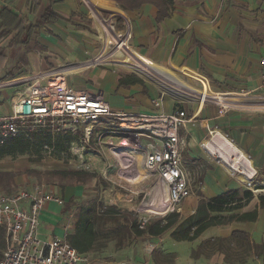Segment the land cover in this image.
I'll return each instance as SVG.
<instances>
[{
  "label": "crops",
  "instance_id": "obj_1",
  "mask_svg": "<svg viewBox=\"0 0 264 264\" xmlns=\"http://www.w3.org/2000/svg\"><path fill=\"white\" fill-rule=\"evenodd\" d=\"M84 1L97 22L100 23L103 32L111 37H115V34L112 29L107 28L111 24L103 21V12L110 13L112 16L118 15L124 25L130 23L132 48L129 49L121 43L116 48L117 52L123 54L126 59L101 60V62L124 66L132 70V73L121 74L113 68L89 70V66L86 65L87 60L97 50V44L89 36V31H93V28L80 22L73 24L72 18L75 14H89L83 0H54L52 10L62 18L42 23L41 26L37 23H40L46 14L50 0H0V32L6 28H12L19 20L18 27L0 41V61L3 60L0 63V71L9 64L12 66L15 64L14 67H6L2 75L8 76L10 79L7 80H11L41 72L51 73L50 70H46L54 63L51 56L63 57L65 61H75L74 64L78 65L74 71L64 74L81 71L82 74L78 75H84L85 82L78 81V86L75 87L72 77L78 75H72L67 80L64 74H52L59 77L64 75L61 79L78 90L100 89L104 97L108 90L112 93V98L108 100L105 97V99L115 111L137 114L185 110L189 117H193V121L180 127L179 135L182 140L184 138L187 140V153L184 155L186 166L183 165V167L188 174L191 191L189 175L191 167H197L204 160L207 161L204 156L205 152L199 143L207 139L209 130L215 129L213 127L215 123L226 116L220 117L218 108L216 113L212 114L210 108L206 111L204 106L193 105L187 109L167 99H162L161 106L155 107L153 100L160 95L156 96L155 91H150L146 83L144 85L138 83L119 85V79L135 74L141 79L152 82L165 94L179 100L191 98L201 103L212 100L216 103L223 102L225 107L246 108L254 104L263 107L261 105L264 103L250 102L247 101V97L243 96L226 97V95L219 94L211 98L208 87L205 90L197 89L179 78L177 74L202 85L200 80L191 78V73L197 72L200 78L216 91L255 90L264 92L259 88L263 72L261 61L264 59V0H175L173 9L162 20H158L157 8L151 3L144 4L140 9L125 11L113 0H107L109 2ZM51 23H56L57 26L54 27L50 25ZM66 36H72L76 40V43L70 46V50L75 54L73 57L68 53L60 52L56 47L64 43ZM98 42L101 43L100 40ZM33 54L36 55L37 62L32 59ZM20 60H24L25 63ZM33 69L38 70L37 73H30ZM18 89L15 88L11 94H5L4 100H7L8 112L11 99ZM2 90H7V88ZM177 103L180 102L177 101ZM229 122L233 128L232 134L236 143L251 156L253 164L258 163L255 166L264 168V114L242 113L236 110L229 112ZM113 138L120 140L114 134L103 135L106 143L105 152L110 156L107 161L100 162L102 169L111 165L108 169L111 177H116L119 172L125 177L138 176L139 171L134 165L135 158L126 154L125 150H118V154L109 151L108 143L114 142ZM94 148L93 142L92 152L104 156L105 153L102 154ZM141 156L137 155L140 159L143 158ZM118 158H121V162ZM87 162L92 163L90 160ZM209 163L213 170L205 174L197 193L199 197H191L190 202L188 197L182 205V210H188L189 215L197 208L201 195L210 198L229 189L241 188L238 181L231 179L232 176H228L227 172L218 168L215 163ZM114 172L115 175H113ZM160 184L167 192L164 184ZM54 188L68 202L73 197L79 196V190L75 186H67L64 189L54 186ZM137 194L139 193L132 192L133 196ZM119 199L121 200L120 196ZM122 200L135 202L129 198ZM66 204L63 206L55 203L47 205L41 219V237L67 236L64 229L60 230L56 226V218H60L63 208L66 209ZM255 209H258L257 220L242 221L245 223L242 230L250 234L252 241L262 243L264 241V209L259 207L258 197L239 210H241L240 213H244ZM65 213L68 214L67 211ZM47 229L49 232L44 231Z\"/></svg>",
  "mask_w": 264,
  "mask_h": 264
},
{
  "label": "built area",
  "instance_id": "obj_2",
  "mask_svg": "<svg viewBox=\"0 0 264 264\" xmlns=\"http://www.w3.org/2000/svg\"><path fill=\"white\" fill-rule=\"evenodd\" d=\"M103 21L111 24L115 35L118 32L112 21ZM118 25V23H117ZM128 32L130 26L126 24ZM120 28V27H119ZM123 29V28H120ZM107 35V34H106ZM110 36V35H108ZM116 46L124 44L129 49L127 39L117 36L114 38ZM130 39V36H129ZM102 56L98 57L100 60ZM261 64L260 89L264 90V59ZM191 78L202 82V90L207 87L211 98L219 94L226 97L243 96L250 102L264 103V92L261 91H229L212 90L197 72L191 73ZM18 87L11 99L9 112H3L0 108V138L32 132L38 128H49L54 133L70 132L80 133L79 141L74 142L71 151L76 156L78 167L93 170L92 163L87 162L86 152L94 150L105 153L104 134L117 135L118 142H109V151L118 154V150L141 153L145 169L157 180L164 184L168 194L167 212L181 213L184 201L190 196L189 177L183 167L181 152L183 140L179 135L180 127L193 121L185 110L178 109L174 112H146L127 113L115 111L105 99L100 89L72 88L59 76L49 72H41L32 76H23L16 79L0 82V89ZM176 99V98H175ZM180 102H195L191 98L179 100ZM162 96L153 100L155 107L161 106ZM199 101V100H197ZM215 104L218 107L220 117L230 109L241 108L239 106L225 107L220 103L208 100L201 103ZM254 104L244 109H256L264 112V105ZM107 121L105 130L97 131L93 127H86L83 132L79 129L82 125L99 121ZM96 132H98L96 134ZM216 129H210V138L200 143L205 154L215 161H220L232 174L242 176L249 187L256 192H264V180L258 182V168L253 164L251 157L244 151L245 157L251 159L252 166L247 172L242 168L237 170L229 168L222 157L210 151L208 145L217 135ZM95 136V138H94ZM122 156V155H121ZM121 162V158H118ZM111 167L108 165L103 170L104 177ZM261 185L263 188L258 189ZM68 201L57 193L54 186L45 182H36L31 188L20 187L15 192L0 191V264H95L90 261L88 255L81 254L77 248L71 245L67 236L41 237V219L44 210L50 203L63 206ZM76 208L71 207L67 212V218L63 222V229L68 234L72 230L75 221ZM148 221L144 218L142 227ZM65 233V234H66ZM119 264H133L123 262Z\"/></svg>",
  "mask_w": 264,
  "mask_h": 264
},
{
  "label": "rangeland",
  "instance_id": "obj_3",
  "mask_svg": "<svg viewBox=\"0 0 264 264\" xmlns=\"http://www.w3.org/2000/svg\"><path fill=\"white\" fill-rule=\"evenodd\" d=\"M83 3L86 5L89 14H82V15L75 14V16H73L72 18L74 20L73 24L75 22H80L89 26L90 28H93V31H89L90 32L89 36L92 38L94 43L97 44V50L94 52V54L90 56L89 60H87L88 62L86 63V65L89 66V70L92 68H105V69L113 68L114 70H117L121 74L132 73V70L124 66L101 62V60H118V59H126V58L124 57L123 54L117 52L116 41L111 36H108L103 32L100 23L97 22L94 15L91 13L90 8L87 6L84 0ZM87 16H89L92 19H89ZM102 17L113 22L116 30L118 31L117 33L118 34L123 33V38L127 39L128 45L132 48L130 43L131 41L129 39L130 32H128L126 28L127 27L126 24L124 25L123 29H120L119 26L117 25L116 18L119 16L118 15L112 16L110 13L103 12ZM50 25H53L54 27L57 26L56 23H51ZM98 40H100L101 43H99ZM109 40L113 42L112 45L108 44ZM75 43L76 40L72 36H66L64 43L62 42L56 45V47L60 52L68 53L70 56L73 57V55L75 54H73V52L70 50V46H73V44ZM31 56L32 59H34V62H37L36 55L33 54ZM100 56H102V58L98 60V57ZM51 57L54 59L53 60L54 63L51 65V67L46 68V70L47 69L50 70L51 73L64 74L65 72H69V71L72 72L75 70V67L78 66L74 64L75 61L72 62H69L67 60L65 61L63 57L60 58L54 56ZM20 61H24V60H20ZM2 62L3 60L0 61V63ZM22 63H25V61ZM14 65L15 64H13V66L9 64L6 67L8 68L14 67ZM6 67H3L1 69L2 71H0V82L2 80L10 79L8 78V76L2 75ZM37 71L33 69L30 73H37ZM78 74H82V72L76 71V73H72L68 75L64 74V75L68 80L72 75H78ZM64 75H61V77ZM177 76L182 80H184L185 82L192 85L193 87L202 90L203 86L201 85V83L194 82L193 80L188 79L181 74H177ZM83 77L84 75L73 76L72 77L73 85L77 87L78 81L85 82ZM144 80L148 89L152 92L155 91L156 96L161 95L163 100L164 99L173 100L176 104H178L179 107H184L187 109L193 105L195 106L200 105L199 101L180 102L177 99L162 92L152 82L147 81L146 79ZM15 88L18 87L7 88V90L0 89V108L3 112L6 113L8 112V108L6 106L7 100H4L5 94L13 93ZM105 97L106 99L110 100L112 98V93L106 90ZM177 101L180 103H177ZM204 108L206 111L210 108L213 114L216 113L218 107L215 104L206 103L204 104ZM236 110L242 113L252 112L254 114H264V112L256 109L254 110V109H244V108H233L230 109L227 112V114H225L226 117L224 119L218 120L215 123V126H213L215 127V129H217V131L223 133L239 148H241V146H239L236 143L235 139L233 138V134H232L233 128H231L229 122V112H234ZM87 126L93 127L97 131H101L102 129L105 128V126H107V121L101 120L99 122L93 123V126L92 124L88 123L86 125H82L81 128L79 129L83 132V130L85 131V128ZM206 138L209 139L210 135L209 136L207 135ZM78 141H79V137L77 142ZM114 142H118L117 138L114 139ZM186 149H187V140L186 138H184L183 148L181 152V160L183 162V165L185 166L186 164L184 163V155L187 153ZM125 151L126 154L133 157V159L135 158L136 162H134V165L135 168H137L139 171L138 176L136 175L135 177H125L122 176V174L119 172L117 173L116 177L114 176L111 177L109 175V170H108L107 177H104L102 165L100 162L107 161L110 156L109 153L105 152L104 156H100V154H96L90 151V149L86 152L85 154L86 160H90L94 164V167L96 169L93 170L98 172L100 178L103 177L102 178L103 181L99 179L100 181H98L97 183L96 181H94L91 184L89 183V185L85 186L84 188L75 186L77 190H79L78 193L79 196L76 198L73 197L70 203L67 206H65L66 209L64 210L63 208V211L61 212V216H59L61 220L60 218H56L57 219L56 226L60 230H63V221L67 218L65 211L68 212L71 207H75L77 209L76 210V214H77L78 207L88 202L89 200L102 201L107 205L118 206L120 209L127 208L129 211L136 214L138 221H142L144 218H148L149 220L155 216H164L168 213L167 212L168 196L164 187L159 183L155 175L150 174L145 169L143 165V158L140 159L139 157H137V155H141L140 153L130 152L128 150ZM246 154L247 156L249 155L247 152ZM204 156H206L207 161L204 160L203 162L198 164L197 167H191L192 170L189 171L190 173L189 175L191 178V193L188 200L189 202L191 197H197V198L199 197L197 193L198 190H200L201 183L205 174L208 171L213 170L212 165H210L209 162L215 163L216 166H218V168H221L224 172H227L228 176H232L230 177L231 179L234 178L235 180H237L241 188L248 189L249 185L242 180V176L238 174L234 175L230 173L227 167L223 165L220 161H215L214 159H212L211 157L205 154ZM67 165L68 164H66L64 161H56L54 157H49V156L43 162L34 163V164H32L29 161V157L27 155L0 160V167L4 171H11L16 173L15 182L20 187H24V186L29 187L36 182H45L47 184H50L51 186L56 187V185L53 184V182H59V180L50 176L48 172L55 169L65 168L67 167ZM76 165H77L76 160L74 161L73 159L70 161V166L72 168H75ZM226 165L229 168H231L227 163ZM256 167L258 168L257 170L259 172L257 180L258 182H262L264 180V168H260L259 166ZM113 175H115V172ZM133 191L139 194L133 196L132 195ZM263 193L264 192L262 191L254 193L255 194L254 198L258 197L260 194ZM119 196L121 197V200L119 199ZM123 198H129L135 200V202L123 201L122 200ZM161 201L162 203H160ZM191 203L193 204V202ZM191 203H187V204L189 205ZM157 206L161 208H157ZM240 212L241 210H235L233 212H225L224 214L230 215L233 213L236 214ZM181 215L183 217L188 216L189 215L188 210L183 209L181 211ZM243 225H245L244 222L235 220L232 223L226 225L213 226L208 228L198 238L192 241H187V240L177 241L172 237L171 231H168L158 237H152L147 234L141 237L134 235L126 239L122 247H119L116 244V240L105 239L106 242L105 246L100 248L96 247L87 255L90 258V261L95 264H119L123 262H132L133 264H264V241L262 243H257L253 241L254 249H252L250 252L249 251L247 252V250L243 248L240 244H238L236 241H233V245L231 247L233 249H230L228 247V243H225L222 248L219 242L217 241L218 237H222V239L224 240L225 239L224 237L230 236L233 230L244 229ZM107 226L109 227L111 226V224H108ZM44 231L49 232V229Z\"/></svg>",
  "mask_w": 264,
  "mask_h": 264
},
{
  "label": "trees",
  "instance_id": "obj_4",
  "mask_svg": "<svg viewBox=\"0 0 264 264\" xmlns=\"http://www.w3.org/2000/svg\"><path fill=\"white\" fill-rule=\"evenodd\" d=\"M102 1L109 2L107 0ZM113 1L125 11L140 9L144 4L151 3L157 8L158 20L164 19L171 12L175 4V0ZM53 3L54 0H50V6L41 22L37 23L38 25L41 26L42 23L62 18L61 15L56 14L52 10ZM117 21H119L117 22L118 26L124 28L123 20L120 17L117 18ZM18 25L19 20L12 28L2 30L0 32V41L11 34ZM107 28L112 29L114 32L111 25L107 26ZM116 35L122 37L121 34L116 33ZM108 44L112 45L113 42L109 40ZM118 46L119 44L116 48ZM137 83L145 84L144 80L135 74L119 79V85H133ZM78 137H80V133H54L49 128H38L32 132L0 138V160L27 155L29 161L34 164L43 162L48 156L54 157L56 161H64L68 165L65 168L48 172L50 176L59 180V182H53V184L62 189L67 186L84 188L94 181L96 183L100 180L103 181V177L100 178L97 171L84 169L78 167V165L75 168L70 166V161L76 160L71 147L78 140ZM15 176L16 173L4 171L0 167V191L4 190L12 193L18 190L20 186L15 182ZM257 188L261 189L263 186L259 185ZM254 197V192L246 188L229 189L210 198L201 195L198 206L192 214L183 217L179 212H169L164 216H155L149 219L143 227L142 222L138 221L136 214L127 208L120 209L118 206L107 205L102 201L89 200L78 207L73 228L66 238L83 255H87L96 247L105 246V239L116 240V244L122 247L126 239L134 235L141 237L147 234L152 237H158L171 231L172 237L177 241H192L213 226L226 225L235 220L256 221L258 209L244 213L224 214L225 212H233L244 208ZM258 200L259 207L264 209V193L258 196ZM69 202H67L66 206ZM108 224H111V226L108 227ZM224 238V240L222 237L217 238L222 248L225 243H228V247L233 249L231 248L233 241H236L247 252L254 249V242L247 231L236 229L232 231L230 236Z\"/></svg>",
  "mask_w": 264,
  "mask_h": 264
},
{
  "label": "bare ground",
  "instance_id": "obj_5",
  "mask_svg": "<svg viewBox=\"0 0 264 264\" xmlns=\"http://www.w3.org/2000/svg\"><path fill=\"white\" fill-rule=\"evenodd\" d=\"M220 104L222 106H225L223 102H221ZM208 147L210 151L222 157L224 162H226L234 170H237L238 168H242L244 172H247V170H249L252 166L251 159L248 157H245L243 149L239 148L234 142H232L227 136H225L220 131L217 132V135L213 139L212 143L208 145ZM166 200H165V203H166ZM160 203H162V201ZM157 208H161V207L157 206Z\"/></svg>",
  "mask_w": 264,
  "mask_h": 264
},
{
  "label": "water",
  "instance_id": "obj_6",
  "mask_svg": "<svg viewBox=\"0 0 264 264\" xmlns=\"http://www.w3.org/2000/svg\"><path fill=\"white\" fill-rule=\"evenodd\" d=\"M136 73V72H135ZM137 74V73H136Z\"/></svg>",
  "mask_w": 264,
  "mask_h": 264
}]
</instances>
